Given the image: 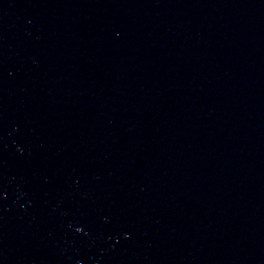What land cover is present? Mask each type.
Instances as JSON below:
<instances>
[{
	"label": "water",
	"instance_id": "95a60500",
	"mask_svg": "<svg viewBox=\"0 0 264 264\" xmlns=\"http://www.w3.org/2000/svg\"><path fill=\"white\" fill-rule=\"evenodd\" d=\"M0 264H264V0H0Z\"/></svg>",
	"mask_w": 264,
	"mask_h": 264
}]
</instances>
